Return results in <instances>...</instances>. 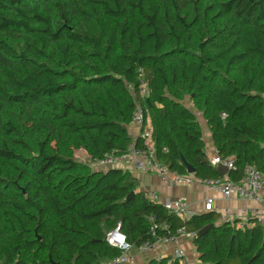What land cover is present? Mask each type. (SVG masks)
Listing matches in <instances>:
<instances>
[{"label":"trees","instance_id":"trees-1","mask_svg":"<svg viewBox=\"0 0 264 264\" xmlns=\"http://www.w3.org/2000/svg\"><path fill=\"white\" fill-rule=\"evenodd\" d=\"M137 101L171 170L188 173L184 156L201 179L223 175L200 113L233 180L247 163L264 173V0H0V264H103L119 221L133 244L155 241L151 214L196 233L199 264H264L261 226L183 221L129 169L91 166L128 150Z\"/></svg>","mask_w":264,"mask_h":264},{"label":"built area","instance_id":"built-area-1","mask_svg":"<svg viewBox=\"0 0 264 264\" xmlns=\"http://www.w3.org/2000/svg\"><path fill=\"white\" fill-rule=\"evenodd\" d=\"M141 71V96L144 97L149 93V82L144 76L143 69ZM201 115L200 113H198ZM222 118L227 117L226 112H221ZM133 124L140 128V137L143 140V145H137L136 137L129 145L128 150L117 155L108 153L102 159H95L91 166L96 170H108L110 168L124 167L127 164L132 165L131 169L141 173H156L160 176L164 184L167 186L175 185H191L199 183L207 189L218 191L225 199H232L238 195L242 201V206L239 210H233L228 207L224 209V213L220 220L221 223H231L236 228H247L254 225H259L264 231V173L256 166L247 163L243 169V175L240 180H233L229 171L236 169V159L234 156H223L215 147V151L209 161L213 166L226 169L221 177L201 179L195 173L181 174L171 170L170 167L157 158L156 145L153 137V124L150 116V111L145 104L137 101V106L133 115ZM134 138V137H133ZM167 150V148H165ZM147 197L156 203L162 204L170 213L185 221L198 214L192 204L184 197H175L172 199L163 200L155 191H148ZM252 200L260 203L259 207L251 206ZM220 212V207L216 203V198L206 196L203 200V209L200 213ZM150 222V231L155 238L154 242L146 241L137 246L128 240L126 233L122 230V222L119 221L117 226L105 235V240L109 245L119 250V255L106 260L103 264H140L138 255H148L151 252L157 251L162 245L174 244L172 252L163 253L157 252L152 258L161 261L164 258H169V264H190V258L185 248L181 244V240L190 239L192 241L195 236L194 231H187L185 227L171 229L167 221L157 222V216L151 214L148 216ZM163 229V233L158 230ZM150 260V259H149ZM148 260V261H149ZM148 261L144 262L147 263Z\"/></svg>","mask_w":264,"mask_h":264},{"label":"crops","instance_id":"crops-1","mask_svg":"<svg viewBox=\"0 0 264 264\" xmlns=\"http://www.w3.org/2000/svg\"><path fill=\"white\" fill-rule=\"evenodd\" d=\"M206 124V128H204L203 123H202V127H203V132H204V139L206 141V151L208 154V157H211L212 154L210 153H214L215 151V145L213 143V139H212V133L210 131V128L207 124V122L205 121ZM135 127L133 129H135V134H134V138L139 136L140 134V128L138 125H134ZM207 130V132H206ZM209 130V132H208ZM210 148V149H209ZM211 155V156H210ZM132 165L127 164L124 167L128 168L132 174L138 178L139 183H140V189H143L145 191H155L158 193V195L161 197V199L163 200H167V199H172L175 197H184L186 198L191 204L193 209L200 213L202 212L203 209V200L206 198V196H212L216 198V203L219 205L220 207V212H215L218 216V223H221L220 220L222 218V215L224 213V209L230 207L233 210H239V208L242 206V201L241 199L238 197V195H235L232 197V199L228 200L225 199L221 193H219L218 191H214V190H210L207 189L205 186L199 184V183H194L191 185H175V186H167L166 184H164V182L162 181V179L160 178L159 175H157L156 173H141L138 172L136 170L131 169ZM223 173L226 172V169H222ZM251 206L254 207H259L260 203L258 201L252 200L250 202ZM181 244L183 246V248L186 249L188 256L190 258V264H193L194 260H196V249L195 246L193 244V242L190 239H183L181 240ZM174 248V244H169V245H162L157 251L155 252H151L148 255H138V260L140 262V264H144V262L148 261L149 259H151L157 252L159 253L160 251L165 253H169L172 252ZM195 250V251H194ZM198 254V253H197ZM199 254L197 255V259H198Z\"/></svg>","mask_w":264,"mask_h":264},{"label":"rangeland","instance_id":"rangeland-1","mask_svg":"<svg viewBox=\"0 0 264 264\" xmlns=\"http://www.w3.org/2000/svg\"><path fill=\"white\" fill-rule=\"evenodd\" d=\"M185 102L189 105V106H191L192 108H194L195 109V107H194V105H193V103L191 102V100H190V97H187L186 98V100H185ZM199 118H200V120H201V123H203V126H204V128H206V124H205V119L203 118V115H200L199 116ZM135 124H130L129 125V130H130V133H131V136H132V138L134 137V134H135V129H133L135 126H134ZM206 132H207V130H206ZM208 132H209V130H208ZM210 149V148H209ZM210 154H213V153H210ZM75 155H76V157L78 158V159H80V160H82V161H86V160H88L89 158H88V154H87V152L84 150V149H79V150H76L75 151ZM211 156V155H210ZM195 251V250H194ZM197 253H196V255H195V257H196V260H194V262H193V264H199V262H198V259H197Z\"/></svg>","mask_w":264,"mask_h":264},{"label":"water","instance_id":"water-1","mask_svg":"<svg viewBox=\"0 0 264 264\" xmlns=\"http://www.w3.org/2000/svg\"><path fill=\"white\" fill-rule=\"evenodd\" d=\"M182 160L183 163L185 164L188 173H196V169L194 166H192L190 163H188L186 161V159L184 158V156H182ZM225 173V172H224ZM135 197V191H132L128 196H127V200L133 199ZM215 226V223H210L208 225H206L200 232L199 235L207 232L209 229L213 228ZM39 239H41V237H38Z\"/></svg>","mask_w":264,"mask_h":264}]
</instances>
